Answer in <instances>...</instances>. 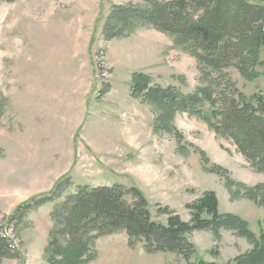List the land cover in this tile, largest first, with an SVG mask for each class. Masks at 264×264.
Wrapping results in <instances>:
<instances>
[{"label": "rangeland", "instance_id": "1", "mask_svg": "<svg viewBox=\"0 0 264 264\" xmlns=\"http://www.w3.org/2000/svg\"><path fill=\"white\" fill-rule=\"evenodd\" d=\"M248 1L264 5V0ZM116 8L145 11L149 3L0 0V232L12 246L8 257L0 256V264H47L50 241L56 238L65 245L67 240L62 233L64 214L58 220L51 214L83 186L136 188L152 220L162 225L177 216L190 226L194 211L189 206L213 192L219 214L240 217L256 238L264 233V191H255L264 188V173L250 166L234 142L187 112H177L167 130L156 132L160 112L130 95L136 72L150 77L149 87L172 88L183 95L215 88L213 74L175 36L134 20L121 27V21H112L118 34L105 39L107 17ZM200 15L192 13L194 20ZM225 73L247 98H264V76L249 81L234 66ZM82 103L84 123L94 112L99 119L88 122L92 130L87 136L111 145L101 149L97 163L87 161L92 158L88 147L83 154L79 150L72 170L64 172L69 149L65 144L84 114ZM200 107L210 109L207 102ZM65 108L74 117L69 133L60 122ZM79 136L80 129L74 138ZM126 191L124 199L134 203L135 196ZM50 195V201L16 219L19 207ZM210 218L201 215L202 220ZM186 235L196 249L189 262L174 253L146 252L143 242L130 243L125 229L94 231L90 245L95 258L89 264H234L236 257L253 249L233 230L221 229L217 238L211 230Z\"/></svg>", "mask_w": 264, "mask_h": 264}, {"label": "trees", "instance_id": "2", "mask_svg": "<svg viewBox=\"0 0 264 264\" xmlns=\"http://www.w3.org/2000/svg\"><path fill=\"white\" fill-rule=\"evenodd\" d=\"M145 1L149 3L145 11L116 8L107 17L105 39L117 36V29L112 26V21L117 19L122 22L120 27L130 26L134 20L175 36L185 51L210 70L215 87L183 95L172 88L149 87L150 77L134 73L130 95L141 97L155 108L156 113L157 110L160 112L154 121V130H167L174 114L187 112L206 123L216 135L231 139L250 166L264 173V98L260 94L247 98L225 73L228 67L234 66L249 81L264 76V5L248 0ZM194 11L201 14L197 20L193 19ZM204 102L209 104L207 112L200 107ZM209 171L217 173L216 168ZM260 190L264 191V188L260 186L255 191ZM124 191L126 189L119 184L83 186L70 202L58 206L51 215L58 220L60 214H64L62 233L67 240L65 245H60L56 238L50 241L46 248L47 264H89L95 258L90 234L119 229L126 230L131 244L143 242L144 250L150 254L174 253L183 256L187 262L196 255V249L186 234L192 230H211L217 238L221 229L233 230L253 245L252 251L236 257L234 264H264V233L256 238L240 217L219 214L215 193L207 192L196 204L189 206L194 211L189 226L177 216H169L166 225L153 221L139 190L126 191L135 196L132 204L124 199ZM57 195L59 193L55 197ZM50 197L52 195L33 198L23 206L24 209L19 207L16 219H22L29 209L44 205ZM203 213L211 218L202 220ZM8 247L12 246L0 232L1 257L10 255ZM198 263L209 264L201 260Z\"/></svg>", "mask_w": 264, "mask_h": 264}, {"label": "crops", "instance_id": "3", "mask_svg": "<svg viewBox=\"0 0 264 264\" xmlns=\"http://www.w3.org/2000/svg\"><path fill=\"white\" fill-rule=\"evenodd\" d=\"M129 94V93H128ZM75 103H77V102H75ZM75 103H73L72 102V104H73V106L75 105ZM78 104V103H77ZM82 106H83V108L85 109V111H84V114H83V116H80L79 117V120L77 121V126L74 128V130H73V132L70 134V136H72V137H70L72 140L69 142H67L66 144H65V146H69V149H68V160H67V162H68V167L65 169V171L64 172H66V171H71L72 170V166H73V163H74V161H75V159H74V157H75V154H76V152L77 153H79V150H80V152H81V154H83V151H84V149L85 148H87L88 147V149L91 151V156H92V158L91 159H89V158H87V161H89V162H91L92 161V163L93 162H95V163H97L98 161H97V157L99 156V155H101L100 153H101V149L104 147V148H107L109 145H111L110 143H108L107 141H104V143H101V141H97L96 139H95V137H88L87 135H89V133H91V130L92 129H89L88 128V126H87V124H88V122L90 121L91 123H95V122H98V117H97V114L94 112V114H95V116L94 115H91L90 117H89V121L87 120L85 123H84V119H85V116H86V108L84 107V103H82ZM81 106V107H82ZM80 107V105L78 106V108L77 109H80L81 108ZM66 110H67V112L66 113H64V118L65 119H63V121L62 120H60V122H61V125L64 127V128H66V131L65 132H67V133H69V126L73 123V121H74V117L72 116V113H69L68 112V109L67 108H65ZM68 114H70V115H68ZM49 116H50V118H52L53 120L55 119L54 118V115L52 114L51 115V113H49ZM69 125V126H68ZM78 129H80V136L77 138V139H75L74 138V135H75V133H76V131L78 130ZM69 130V131H68ZM75 132V133H74ZM75 139V140H74ZM76 144V147H78L77 148V150H75L74 149V147H75V144ZM98 145H100V146H98ZM106 150V149H105ZM108 150H111L110 148H108ZM67 151V150H66ZM102 157H104V156H102ZM85 158H83V160H84ZM63 172V173H64ZM114 185V184H113ZM113 185H111V184H103V185H101V186H105V187H111V186H113ZM101 186H98V185H95V186H93V187H91V188H94V187H101Z\"/></svg>", "mask_w": 264, "mask_h": 264}]
</instances>
